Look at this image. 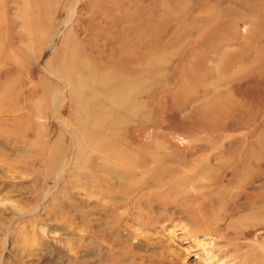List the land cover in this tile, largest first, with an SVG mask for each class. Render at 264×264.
Returning a JSON list of instances; mask_svg holds the SVG:
<instances>
[{"label": "rangeland", "instance_id": "obj_1", "mask_svg": "<svg viewBox=\"0 0 264 264\" xmlns=\"http://www.w3.org/2000/svg\"><path fill=\"white\" fill-rule=\"evenodd\" d=\"M263 156L264 0H0V264H264Z\"/></svg>", "mask_w": 264, "mask_h": 264}, {"label": "bare ground", "instance_id": "obj_2", "mask_svg": "<svg viewBox=\"0 0 264 264\" xmlns=\"http://www.w3.org/2000/svg\"><path fill=\"white\" fill-rule=\"evenodd\" d=\"M160 1H161V0H160ZM184 1H185V0H183V2H184ZM130 2H131V1H130ZM163 2H164V1H163ZM165 2H166V1H165ZM117 3H118V2H117ZM115 4H116V3H115ZM119 4H120V3H119ZM110 6H111V5H110ZM162 6H163V5H162ZM111 7H112V6H111ZM114 7H115V6H114ZM168 7H169V6H168ZM183 7H184V6H183ZM204 7H205V6H204ZM161 8H162V7H161ZM184 8H185V7H184ZM166 9H167V7H166ZM201 9H202V8H201ZM108 10H109V7H108ZM170 10H171V9H170ZM185 10H186V8H185ZM185 10H184V11H185ZM207 10H208V9H207ZM99 11H100V10H99ZM101 11H102V10H101ZM205 12H207V11H205ZM208 12H209V11H208ZM99 13H100V12H99ZM122 13H123V12H121V14H122ZM121 14H119V15H121ZM98 15H99V14H98ZM127 15H129V13H128ZM132 15H133V14H131L130 18L132 17ZM209 15H210V14H209ZM111 16H112V15H111ZM111 16H110V17H111ZM133 16L135 17V14H134ZM196 16H197V15H196ZM200 16L202 17V14H200ZM207 16H208V15H207ZM36 17H37V16H36ZM98 17H99V16H98ZM114 17H115V16H114ZM123 17H124V16H123ZM134 17H132V19H133ZM191 17H192V15H191ZM99 18H100V17H99ZM119 18H120V17H119ZM121 18H122V17H121ZM125 18H126V17H124L123 20L126 21ZM128 18H129V17H128ZM145 18H146V17H145V15H144V19H145ZM149 18H150V17H149ZM149 18H148V19H149ZM193 18H194V17H193ZM109 19H110V18H109ZM112 19H113V18H112ZM115 19H117V17H116ZM135 19H136V18H135ZM135 19H134V20H135ZM119 20H121V22H122V19H119ZM129 20H130V19H129ZM188 20H189V19H188ZM191 20H192V19H191ZM96 21H97V20H96ZM111 21H112V20H111ZM111 21H110V22H111ZM125 21H123V22H125ZM135 21H136V20H135ZM177 21H178V20H177ZM177 21H175V22L177 23ZM192 21H193V20H192ZM121 22H120L118 25H120ZM126 22H127V21H126ZM183 22H184V21H183ZM106 23H107V22H106ZM111 23H113V22H111ZM127 23H129V22H127ZM130 23H131V20H130ZM132 23H133V22H132ZM185 23H186V22H185ZM107 24H108V23H107ZM116 24H117V23L115 22L114 26H115ZM235 24H236V23H235ZM108 25H109V24H108ZM124 25H125V23H124ZM126 25H127V24H126ZM116 26H117V25H116ZM116 26H115V27H116ZM128 26H130V25H128ZM246 26H247V24H246ZM117 27H118V26H117ZM124 27H125V26H124ZM196 27H197V26H196ZM239 27H240V26H239ZM137 29L139 30L140 27L137 28ZM137 29H136V32H137ZM145 30H146V29H145ZM244 30H245V29H244ZM244 30H243V31H244ZM100 31H101V30H100ZM131 31H132V30H131ZM133 31H134V30H133ZM141 31H142V30H141ZM241 31H242V30H241ZM243 31H242V32H243ZM57 32H58V31H57ZM130 33H131V32H130ZM151 33H152V30H151ZM55 34H56V33H55ZM123 34H126V32H124ZM131 34H132V33H131ZM134 34H135V32H134ZM143 34H144V33H143ZM145 34H146V31H145ZM136 35H137V34H136ZM39 36H40V35H39ZM54 36H55V35H54ZM40 37H41V36H40ZM128 37L131 38V35H130V36L128 35ZM135 37H136V36H135ZM137 37L139 38L140 36L138 35ZM151 37H152V36H151ZM41 38H42V37H41ZM141 38H142V36H141ZM148 38H150V37H148ZM176 38H177V37H176ZM176 38L174 37L173 41H174ZM37 39L40 40V38H37ZM53 39H54V38H53ZM59 39H60V38H59ZM103 39H104V38H103ZM121 39H122V38H120L119 40L122 41ZM131 39H132V38H131ZM134 39H135V38H134ZM128 40H130V39H128ZM132 40H133V39H132ZM137 40H138V39H137ZM137 40H136V41H137ZM147 40H148V39H147ZM99 41H100V40H99ZM145 42H146V41H145ZM145 42H144V43H145ZM168 42H169V41H168ZM55 43H56V42H55ZM119 43H120V42H119ZM122 43H123V41H122ZM122 43H121V45H122ZM112 44H113V43H112ZM112 44L110 45L111 47H112ZM116 44H117V43H116ZM54 45H56V44H54ZM123 45H124V44H123ZM125 45H126V44H125ZM56 46H57V45H56ZM114 47H115V46H114ZM123 47H124V46H123ZM40 48H41V47H40ZM55 48H56V47H55ZM124 48H125V47H124ZM127 48H128V47H127ZM127 48H126V49H127ZM145 48H146V47H145ZM128 49H129V48H128ZM131 49H132V48H131ZM141 49H143V48H141ZM47 50H48V49H47ZM54 50H55V49H54ZM54 50H53V51H54ZM111 50H112V49H111ZM49 51H50V50H49ZM102 51H104V50H102ZM123 51H124V50H123ZM129 51H130V50H129ZM135 51H136V50H135ZM173 51H174V50H173ZM124 52H125V51H124ZM146 52H148V51H146ZM171 52H172V51H170V53H171ZM96 53H97V52H96ZM108 53H109V52H108ZM108 53H107V54H108ZM120 53H121V52H120ZM48 54H49V52H48ZM63 54H64V53H63ZM109 54H110V53H109ZM122 54H123V53H122ZM114 55H115V54H114ZM126 55H127V54H126ZM111 56H112V55H111ZM122 56H124V54H123ZM122 56H121V57H122ZM116 57H117V56H116ZM50 58H51V57H50ZM63 58H64V57H63ZM103 58H104V56H103ZM114 58H115V57H114ZM153 58H154V57H153ZM110 59H111V58H110ZM120 59H121V58H120ZM120 59H119V60H120ZM61 60H62V59H61ZM103 60H104V59H103ZM108 60H109V59H108ZM114 60H115V59H114ZM119 60H118V62L120 63ZM53 61H54V60H53ZM62 61H63V60H62ZM116 61H117V60H116ZM122 61H124V60H122ZM96 62H97V61H96ZM156 62H157V60H156ZM71 63H72V62H71ZM111 63H112V62H111ZM146 63H147V62H146ZM148 63H150V62L148 61ZM157 63H158V62H157ZM75 65H76V64H75ZM43 66H44V65H43ZM137 66H138V65H137ZM82 67H83V66H82ZM83 68H84V67H83ZM83 68H82V69H83ZM44 69H45V68H44ZM54 70H55V69H54ZM56 70H57V69H56ZM91 70H92V69H91ZM91 70H90V71H91ZM77 71H78V70H77ZM56 72H57V71H56ZM88 74H90V73H88ZM88 74H86V75H88ZM105 74H106V73H105ZM108 74H109V73H108ZM61 75H62V74H61ZM81 75H82V74H81ZM77 77H78V76H77ZM90 77H91V76H90ZM103 78H104V77H103ZM77 80L79 81V79H77ZM104 80H105V79H104ZM83 81H84V80H83ZM43 82H44V81H43ZM43 82H42V83H43ZM62 83H65V82L62 81ZM92 83H93V82H92ZM98 84H99V83H98ZM145 84H146V83H145ZM148 85H149V84H148ZM78 86H79V85H78ZM101 86H102V85H101ZM81 87H82V86H81ZM123 87H124V86H123ZM136 87H137V86H136ZM85 88H86V87H85ZM40 89H41V88H40ZM102 89H103V88H102ZM79 90H80V89H79ZM87 91H88V90H87ZM91 91H92V90H91ZM79 92H80V91H79ZM75 93H76V92H75ZM128 93H129V92H128ZM213 93H214V92H213ZM55 94H56V93H55ZM81 94H82V93H81ZM129 94H130V93H129ZM82 95H83V94H82ZM226 96H227V95H226ZM229 96H230V94H229ZM125 97H126V96H125ZM133 97H134V96H133ZM224 97H225V96H224ZM224 97H223V98H224ZM227 97H228V96H227ZM78 98H80V97H78ZM42 101H43V100H42ZM224 101H226V99H225ZM39 102H40V101H39ZM214 102H215V101H214ZM34 104H36V102H35ZM76 104H77V103H76ZM215 104H216V103H215ZM32 105H33V104H32ZM38 105H39V104H36V106H38ZM84 105H87V104H84ZM34 106H35V105H34ZM58 106H59V105H58ZM209 107H210V106H209ZM37 108H38V107H37ZM58 108H59V107H58ZM210 108H211V107H210ZM213 108H214V107H213ZM213 108H212V109H213ZM20 109H21V108H20ZM22 112H23V111H22ZM19 113H20V112H19ZM83 113H84V111H83ZM25 116H26V115H25ZM35 116H36V115H35ZM13 122H15V121H13ZM31 123H32V122H31ZM68 123H69V122H68ZM64 129L66 130L67 128H64ZM79 130H80V129H79ZM67 131H68V130H67ZM35 132H36V131H35ZM81 132H82V131H81ZM82 133H83V132H82ZM37 134H38V133H37ZM77 134H78V133H77ZM68 135H69V134H68ZM113 135H114V134H113ZM27 136H28V135H27ZM81 136H82V135H81ZM73 137H74V136H73ZM84 137H85V135H84ZM71 139H72V138H71ZM74 139H75V138H74ZM75 141H76V140H75ZM75 141H74V142H75ZM83 141H84V139H83ZM22 142H23V141H22ZM79 143H80V142H79ZM67 144H68V143H67ZM76 144H78V143H76ZM78 145H80V144H78ZM86 145H87V144H86ZM91 146H92V145H91ZM93 146H94V145H93ZM73 147H74V146H73ZM163 147H164V146H163ZM163 147H162V148H163ZM69 148H70V147H69ZM77 148H78V147H77ZM199 148H200V147H199ZM158 149H159V148H158ZM204 150H205V149H204ZM250 150H251V148H250ZM71 151H72V150H71ZM89 151H91V149H90ZM92 151H93V150H92ZM155 151H156V150H155ZM200 151H202V150H200ZM227 151H228V150H227ZM44 152H45V151H44ZM76 152H77V151H76ZM93 152H94V151H93ZM150 152H151V151H150ZM159 152H160V151H158V154H159ZM198 152H199V151H198ZM259 152H260V151H259ZM71 153H72V152H71ZM146 153H147V151H146ZM170 153H172V152L170 151ZM254 153H255V152H254ZM118 154H119V153H118ZM158 154H157V155H158ZM111 155H112V154H111ZM155 155H156V154H155ZM155 155H154V156H155ZM252 155H253V154H252ZM75 156H76V154H75ZM77 156H78V155H77ZM187 156H188V155H187ZM118 157H119V156H118ZM149 157H150V156H149ZM263 157H264V156H263ZM80 158H81V157H80ZM86 158H87V157H86ZM105 158H108V157L105 156ZM152 158H153V157H152ZM190 158H191V157H190ZM224 158H225V157H224ZM230 158H231V157H230ZM84 159H85V158H84ZM226 159H227V158H226ZM263 159H264V158H263ZM109 160H110V158H109ZM129 160H131V159H129ZM195 160H196V159H195ZM218 160H219V159H218ZM229 160H230V159H229ZM97 161H98V160H97ZM101 161H102V160H101ZM113 161L116 162L114 159H113ZM113 161H112V162H113ZM152 161H153V160H152ZM222 161L224 162V159H223ZM255 161H257V160L255 159ZM69 162H70V161H69ZM69 162H68V163H69ZM147 162H148V161H147ZM153 162H154V161H153ZM231 162H232V161H231ZM257 162H258V161H257ZM64 163H65V162H64ZM64 163H63V164H64ZM70 163H71V162H70ZM105 163H106V162H105ZM109 163H110V162H109ZM117 163H118V162H117ZM120 163H121V162H120ZM120 163L118 164V166L120 165ZM148 163H150V162H148ZM196 163H197V162H196ZM220 163H221V162H220ZM224 163L227 164L226 161H225ZM260 163H262V162L260 161ZM78 164H79V163H78ZM103 164H104V163H103ZM152 164H153V163H152ZM164 164H165V163H164ZM216 164H217V163H216ZM222 164H223V163H222ZM239 164H240V163H239ZM242 164H243V163H242ZM247 164H249V163H247ZM67 165H69V164H67ZM113 165H114V163H113ZM124 165H126V164H124ZM259 165H260V164H259ZM65 166H66V165H65ZM127 166H128V165H127ZM152 167H156V165H155V166L152 165ZM152 167H151V168H152ZM181 167H182V166H181ZM214 167H215V166H214ZM248 167H249V166H248ZM65 168H66V167H65ZM133 168H134V167H133ZM133 168H132V169H133ZM148 168H149V167H148ZM179 168H180V166H179ZM87 169H88V168H87ZM129 169H130V168H129ZM149 169H150V168H149ZM168 169H169V167H168ZM198 169H199V168H198ZM241 169H242V168H241ZM88 170H89V169H88ZM133 170H135V169H133ZM154 170H155V169H154ZM154 170L151 169V171H154ZM212 170H213V169H212ZM83 171H84V170H83ZM99 171H100V170H99ZM137 171H138V170H137ZM137 171H136V172H137ZM145 171H146V170L144 169V173H145ZM184 171H186V170H184ZM209 171H210V169H209ZM215 171H216V170H215ZM215 171H214V172H215ZM245 171H246V170H245ZM103 172H104V171H103ZM186 172H187V174H188V171H186ZM204 172H205V171H204ZM56 173H57V172H56ZM100 173H101V172H100ZM106 173L109 174V172H107V171H106ZM106 173L104 172V174H106ZM129 173H130V172H129ZM176 173H177V172H176ZM190 173H191V172H190ZM208 173H210V172L207 171V174H208ZM141 174H142V173H141ZM177 174H178V173H177ZM215 174H216V173H215ZM215 174H214V175H215ZM242 174H243V171H242ZM84 175H86V174H84ZM113 175H114V174H113ZM126 175H127V174H126ZM126 175H125V176H126ZM169 175H170V174H169ZM172 175H173V173H172ZM118 176H119V175H118ZM143 176H144V175H143ZM201 176H203V175H201ZM206 176H207V175H205V177H206ZM86 177L89 179L88 176H86ZM106 177H107V176H106ZM108 177H109V176H108ZM137 177H138V176H137ZM185 177H186V176H185ZM236 177H237V176H236ZM114 178H115V177H114ZM119 178H120V177H119ZM122 178H123V177H122ZM134 178H135V176H134ZM183 178H184V177H183ZM88 179H87V180H88ZM110 179H111V178H110ZM117 179H118V178H117ZM117 179H116V180H117ZM199 179H200V178H198L197 180H199ZM235 179H236V178H235ZM238 179H239V178H237V180H238ZM257 179H258V178H257ZM90 180H91V179H90ZM156 180H157V179H156ZM156 180H154V181H156ZM159 180H160V179H159ZM203 180H204V179H203ZM209 180H210V179H209ZM113 181H115V179H114ZM119 181H120V180H119ZM240 181H241V180H240ZM254 181H255V179H254ZM116 182H117V181H116ZM123 182H124V180H123ZM126 182H127V181H126ZM129 182H130V181H129ZM151 182H152V181H151ZM151 182H150V185L153 183V182H152V183H151ZM175 182H176V181H175ZM183 182H184V180H183ZM204 182H206V181H204ZM235 182H236V181H235ZM137 183H138V182H137ZM197 183H198V182H197ZM237 183H238V182H237ZM239 183H240V182H239ZM239 183H238V184H239ZM262 183H264V182H261V184H262ZM92 184H93V180H92L91 186H93ZM132 184H133V183H132ZM134 184H135V182H134ZM134 184H133V185H134ZM161 184H163V183H161ZM191 184H192V183H191ZM235 184H236V183H235ZM258 184H259V183H258ZM94 185H95V184H94ZM138 185H139V184H138ZM115 186H116V185H115ZM118 186H119V185H118ZM129 186H130V185H129ZM134 186H135V185H134ZM147 186H148V185H147ZM213 186H214V185H213ZM232 186H235V185H232ZM232 186H231V187H232ZM238 186H239V185H238ZM238 186H237V189H238ZM136 187H137V185H136ZM165 187H166V186H165ZM175 187L177 188V186H175ZM255 187H256V186H255ZM257 187H258V186H257ZM257 187H256V188H257ZM118 188H120V186H119ZM140 188H141V187H140ZM152 188H153V187H152ZM162 188H163V187H162ZM218 188H219V187H218ZM234 188H235V187H234ZM105 189H106V188H105ZM116 189H117V188H116ZM141 189H143V188H141ZM155 189H156V188H155ZM157 189H158V188H157ZM194 189H195V188H194ZM210 189H211V188H210ZM224 189H225V188H224ZM107 190H108V189H107ZM159 190H160V189H159ZM161 190H162V189H161ZM179 190H180V189H179ZM192 190H193V189H192ZM205 190L207 191L208 189H205ZM132 191H133V189L126 188V189H124V194H126V193H130V192H132ZM171 191H172V190H171ZM177 191H178V190H177ZM194 191H195V190H194ZM201 191H202V190H201ZM203 191H204V190H203ZM226 191H227V189H226ZM104 192H105V191H104ZM178 192H180V191H178ZM194 193H195V192H194ZM199 193H200V191H199ZM155 194H156V193H155ZM159 194H160V193H159ZM113 195H114V194H113ZM148 195H149V194H148ZM153 195H154V194H153ZM160 195H161V194H160ZM172 195L174 196V195H176V193H175V194H172ZM172 195H171V196H172ZM183 195H184V194H183ZM228 195H229V194H228ZM245 195H246V194H245ZM257 195H258V194H257ZM138 196H142V193H140V191H138ZM173 196H172V197H173ZM176 196H177V195H176ZM195 196H196V195H195ZM197 196H198V195H197ZM240 196H241V195H240ZM96 197H98V195H97ZM124 197H126V196H124ZM152 197H153V196H152ZM243 197H245V196H243ZM91 198H92V196H91ZM94 198H95V197H94ZM112 198H114V197H112ZM112 198H111V199H112ZM138 198H139V197H138ZM149 198H150V197H149ZM173 198H174V197H173ZM190 198H191V197H190ZM258 198H259V197H258ZM142 199H143V198H142ZM192 199H193V198H192ZM256 199H257V198H256ZM89 200H90V199H89ZM97 200H98V199H97ZM116 200H117V199H116ZM126 200H128V199H126ZM147 200H148V199H147ZM174 200H176V199H174ZM190 200H191V199H189V201H190ZM241 201H242V200H240V202H241ZM245 201H246V200H245ZM240 202H237V204L240 203ZM98 203H99V202H98ZM190 203H191V201L189 202V204H190ZM223 203H224V201H223ZM260 203H261V202H260ZM105 204H106V203H105ZM196 204H197V203H196ZM203 204H204V203H203ZM235 204H236V203H235ZM258 204H259V203H258ZM258 204H257V205H258ZM137 205H138V204H137ZM243 205H244V204H243ZM222 206H223V205H222ZM240 206H241V205H240ZM245 206H246V204H245ZM249 206H250V205H249ZM102 207H103V206H102ZM218 207H219V204H218ZM197 208H198V207H197ZM222 208H223V207H222ZM254 208H255V207H254ZM130 209H131V208H130ZM233 209H234V208H233ZM226 210H227V209H226ZM121 211H122V210H121ZM129 211H130V210H129ZM232 211H233V210H232ZM221 212H222V211H221ZM239 212H240V211H239ZM233 213H235V212H233ZM236 214H237V213H236ZM236 214H235V215H236ZM218 216H219V215H218ZM212 217H213V215H212ZM238 217H239V216H238ZM210 218H211V217H210ZM235 220H237V219H235ZM211 221H212V220H211ZM208 222H209V221H208ZM226 222H227V221H226ZM234 222H235V221H234ZM236 222H237V221H236ZM244 223H245V222H244ZM246 223H247V222H246ZM247 224H248V223H247ZM238 225H239V224H238ZM223 226H224V225H223ZM240 226L242 227V225H240ZM245 226H246V225H245ZM252 226H253V225H252ZM246 228H247V227H246ZM234 229H235V228H234ZM236 229H238V227H237ZM234 232H236V231H234ZM227 234H229V232H228ZM233 234H234V233H233ZM225 235H226V234H225ZM230 235H231V233H230ZM243 236H244V235H243ZM243 236H242V237H243ZM224 237H226V236H224ZM227 237H228V236H227ZM230 237H231V236H230ZM232 237H233V236H232ZM253 237H254V236H253ZM255 237H256V236H255ZM233 239H234V238H233ZM230 240H231V239H230ZM252 240H254V239H252ZM236 241H237V240H236ZM200 244H201V243H200ZM209 244H210V243H209ZM201 245H202V244H201ZM198 246H199V245H198ZM240 248H241V247H240ZM246 248H247V247H246ZM202 249H203V248H202Z\"/></svg>", "mask_w": 264, "mask_h": 264}]
</instances>
